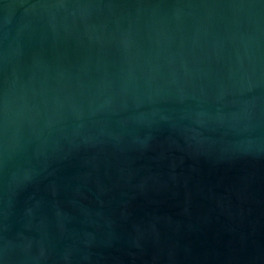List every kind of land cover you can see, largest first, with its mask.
I'll return each instance as SVG.
<instances>
[{
  "label": "water",
  "instance_id": "obj_1",
  "mask_svg": "<svg viewBox=\"0 0 264 264\" xmlns=\"http://www.w3.org/2000/svg\"><path fill=\"white\" fill-rule=\"evenodd\" d=\"M0 264H264V0H0Z\"/></svg>",
  "mask_w": 264,
  "mask_h": 264
}]
</instances>
